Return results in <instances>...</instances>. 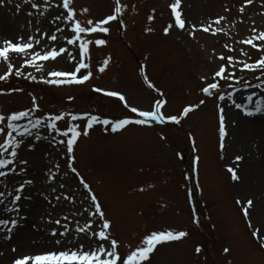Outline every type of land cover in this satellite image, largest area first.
<instances>
[{"label": "rangeland", "instance_id": "obj_1", "mask_svg": "<svg viewBox=\"0 0 264 264\" xmlns=\"http://www.w3.org/2000/svg\"><path fill=\"white\" fill-rule=\"evenodd\" d=\"M33 2L40 5L39 10L24 0H0V23L8 27L7 32L0 35V43L4 39L15 42L21 36L25 40L29 36L39 39L44 32L55 33L59 26L64 32L56 33L60 37L58 41L45 38L37 50L48 46L67 47L71 55H77L78 49L67 45L63 39L70 34L69 28L61 21L52 23L57 15L66 11L57 7L62 0ZM172 2L120 0L122 23L112 22L107 34H85V38L93 42L105 39L107 43L90 45L88 63L93 75L83 85L52 86L14 75L7 82H0V89L4 90V94H0V113L4 115L31 108L33 96L40 106L38 117L49 113L87 112L117 119L129 114L123 101L97 93L93 91L95 87L118 91L129 105L141 110H151L156 99L166 100L162 108L165 116L180 117L186 106L206 100L178 124L168 121L129 125L116 133L111 132L110 127L106 130L103 125H95L89 135H82L74 146L73 166L79 176L67 167L66 148L52 140L55 133L42 127L33 130L34 134L39 133V139L35 135L23 137L24 144L18 149L15 163L17 171L0 178L4 182L0 183V191L8 193L5 203L15 194L13 189L19 183L30 179L33 184L26 185L17 202L19 215L26 219L19 221L10 239L4 238L8 235L6 232H0V264H12L22 254L54 247L48 232L58 226L47 223L48 214L51 213L53 219L63 215L71 219L74 213L83 212L88 206L87 190L80 184V177L90 185L112 221V235L120 242L121 253L127 251L126 245L135 247L152 231H186L185 238L158 246L151 264H264V248L254 238L253 228L248 223L250 219L254 227L264 225V112L245 115V122L235 119L238 116L236 103H244L249 109H253L258 100L264 103V85L256 87L261 83L257 79L261 73L240 71L237 63L235 69L229 66V71L234 70L240 81L228 82L234 88L222 81L221 88L213 90L210 97H204L201 91L207 83L213 82L218 65L227 64V60H219L220 55L249 63L264 56V52L239 43L251 35L252 27L264 30V0H253L246 6L245 13L238 11L243 0H182V10L189 23L199 26L218 16L227 17L220 25H213L223 27L225 32L213 36L199 31L195 39L178 29L164 33V28L172 22L168 7ZM46 5L47 15L44 14ZM72 6L77 11V19L84 23L112 14L116 5L114 0H74ZM84 8L89 11L83 13ZM149 16L154 19L149 20ZM149 28L152 31H148ZM105 59H109V64L101 73L99 68ZM78 60V55L76 61L63 56L55 62H44L41 72L32 67L23 70L37 76L39 81L50 71L70 69ZM14 62L18 67L23 63L17 58ZM6 71L7 64L0 63V75ZM145 76L163 96L148 86ZM201 76H207V81L201 80ZM249 84L252 86H246ZM12 88H23V92H10ZM219 93L224 94V100L218 99ZM221 107L228 132L223 150L218 131ZM20 123L26 124V120ZM69 123H79L83 129L86 120L70 121L66 117L58 122V127L64 130ZM28 144L34 147L29 148ZM236 155L244 157L238 166L234 163ZM20 160H26L27 164L20 165ZM229 166L237 167L239 180H232L227 170ZM21 167L25 168L24 172H19ZM49 170L55 173V180L47 179ZM52 188L56 189L55 193ZM141 188L144 191H140ZM45 195L52 199L55 207L44 199ZM56 195L71 196L73 201L62 199L57 204ZM29 196L31 199H26ZM238 199L245 203L253 199L255 208L249 218L243 215ZM14 216L15 212L0 210V218ZM75 219L84 223L87 216ZM21 234L26 236L23 242L26 251L20 250L14 241ZM198 246L202 248L200 253L195 251ZM225 248L229 249L227 253Z\"/></svg>", "mask_w": 264, "mask_h": 264}, {"label": "snow or ice", "instance_id": "obj_2", "mask_svg": "<svg viewBox=\"0 0 264 264\" xmlns=\"http://www.w3.org/2000/svg\"><path fill=\"white\" fill-rule=\"evenodd\" d=\"M25 3H31L34 9L39 10L40 5L34 3L33 0H24ZM115 8L112 14L107 15L104 18L93 20L88 19L86 22L82 23L77 19V11L72 6L74 0H62L61 4L57 7H62L65 12L57 15L52 23L61 21L64 26L69 28L70 34L64 36L63 39L66 40L67 45L75 46L78 49L77 55L79 60L77 63L73 64L68 70L61 71H50L47 76L41 77L38 81L37 76L33 75L31 72L25 73L24 68L32 67L37 72L44 70V62H55L63 56H69L71 60L76 61L77 55H71L67 47H53L48 46L37 50L43 40L46 38L51 42H56L60 37L56 33L64 32L63 27H57L56 32L49 35L44 32L37 39L36 36H29L27 40L24 37H20L15 42L12 39H4L0 43V63L7 64V71L0 75V82H7L11 77H23L29 81L42 82L44 84L52 86H65V85H83L92 79V72L90 70V45L95 43L97 46H104L107 41L105 39H97L94 42L90 39L85 38V34H107L110 32V25L114 21H119L123 12V6L120 4V0H114ZM253 0H243V4L239 7V13H245L246 6L251 5ZM170 16L172 22L169 23L164 28V33L168 34L171 30L178 29L181 32H185L187 35L191 36L193 39L196 38L197 32L203 31L204 33H210L215 36L218 33L225 32L223 27H213V25H220L221 21L227 19L225 16H218L215 20L209 21L208 23H201L197 26L196 23H189L182 10V0H173L169 4ZM83 13H87L89 9L84 8L81 10ZM33 13H30L32 15ZM44 14L47 15V5L45 6ZM154 19L153 16H149V20ZM37 33H40V29H36ZM148 31H152L151 28ZM242 45H250L253 49L260 50L264 52V30H260L257 27L251 28V35L239 41ZM224 47H228L226 44ZM243 52V49H241ZM245 56L248 53L243 52ZM14 58L22 59L23 63L17 66L14 62ZM220 61L227 60V64L218 65L217 70L212 76L213 82L207 83L201 91L207 96H212L214 94L213 90H219L221 88V82L227 83L229 88H234L232 83L229 81L235 80L239 83V79L236 76V72L229 71V66L235 69L236 64H240V71H249L261 73L257 77L261 81L256 87H261L264 85V56H261L258 60L254 62L246 61H236L234 57L223 55L219 56ZM109 64V59L103 61V66L99 68V71L103 73ZM207 76H201V80L207 81ZM146 82L150 88L155 89L150 81H147V76H145ZM251 87L252 85H246ZM160 92L159 89H155ZM10 92H23V88H12ZM93 91L97 93H103L107 97H115L120 101L124 102V107L128 109V113L123 118L108 119L101 118L99 115H93L91 113L83 114H72V113H59V114H47L44 117L36 116V113L40 111V106L36 102L37 98L32 97L33 106L26 110L13 111L10 114L4 115L0 113V178L6 177L8 173H15L17 171L15 167L16 159L18 156V149L24 144L23 137L35 135L36 139H39V133H33V130H38L40 128H46L49 132L55 133L52 140L59 145H64L66 148V164L72 173L79 176L77 169L73 166L75 162L74 156V146L78 142L79 138L89 135V130L95 125H103L105 129L116 133L125 129L129 125H149L153 122L159 124H165L168 121L174 123H180L181 118L187 117L191 112L198 109L201 105L206 103L205 99H201L195 106L189 105L183 109L182 115L180 117L176 115L165 116L162 112V108L165 107L167 101L162 99H156L154 101L151 110H141L137 107H133L128 104L124 95L118 91H105L99 87L93 88ZM0 94H4V90L0 89ZM163 96V93L160 92ZM74 99V97L69 98ZM219 100H224L225 96L223 93H219ZM251 100V96L248 97ZM237 108H242V105L236 104ZM244 114L251 116L253 112L260 113L264 112V103L261 101H256L255 107L253 109L244 108ZM219 139L220 148L225 149V137L228 135L225 126V116L224 109L219 108ZM131 114H136L135 116ZM70 118V121H81L86 120V124L83 129L79 123H69L66 129L61 130L58 127V122L65 120V118ZM26 124H21V121H25ZM57 137H63V139H57ZM29 148H33L34 145L28 144ZM243 156L236 155L234 163L243 160ZM197 157V161H198ZM20 165H26V160H20ZM57 170H59V165H56ZM228 172L231 173L233 181L240 179L238 175L237 167H228ZM25 168L21 167L19 172H24ZM47 179L49 181L55 180V173L49 170ZM0 183H4L0 181ZM33 184L32 180H25L19 183L13 189L14 195L11 199L5 203V197L8 195L6 191H0V206H3L2 211L4 212H15L16 216L10 218H0V232H6L5 239H10V234L13 232L16 226H18L20 220L26 219L19 215L20 206L17 203L22 198L23 190L26 185ZM80 184L84 189L87 190V202L88 206L83 209V212H76L73 214V218L70 219L68 215H63L60 218L53 219L51 213L48 214L47 223L54 224L58 227H53L48 232V235L52 238V244L54 247L37 252V253H27L22 254L12 261V264H151V257L157 250L158 246L165 243H170L173 241H179L185 238L188 233L186 231L174 232L172 230H161L152 231L145 236H143L140 242L133 247L131 244L126 245L127 251L124 253L120 252L121 244L112 235V221L107 217L105 211L103 210L102 204L99 201L96 194L91 189L90 185L86 183L83 177H80ZM60 187H64L63 184ZM52 193L56 192L55 188L51 189ZM140 191H144L143 188ZM26 199H31V197H26ZM44 199L52 205V199L45 195ZM57 204L63 199L64 201L72 202L73 197L68 195H56L54 197ZM237 203L242 206L243 215L245 218L250 217V211L255 208L253 199H247L245 201L238 199ZM55 207L56 205H52ZM87 216L84 223H81L79 219H75L76 216ZM249 227L253 228V236L259 243L260 247L264 248V225L261 227H254L251 220H248ZM74 225V226H73ZM94 225L96 226L94 228ZM63 231H60V229ZM15 252L16 249L13 248ZM197 253L202 251L201 247L195 249ZM225 253L229 249H224Z\"/></svg>", "mask_w": 264, "mask_h": 264}, {"label": "bare ground", "instance_id": "obj_3", "mask_svg": "<svg viewBox=\"0 0 264 264\" xmlns=\"http://www.w3.org/2000/svg\"><path fill=\"white\" fill-rule=\"evenodd\" d=\"M214 6H212L213 8ZM7 25L5 23H0V35H3L7 32ZM243 106V105H242ZM246 108V107H242V108H239L238 110V116L235 117V119L239 122H245L247 119H244L245 118V115H243V109ZM250 175L247 174L246 177ZM15 243L18 244L20 250H23V251H26L27 249V246H26V243H23L24 241H26V236L23 237L22 234L21 235H18L15 237L14 239Z\"/></svg>", "mask_w": 264, "mask_h": 264}]
</instances>
